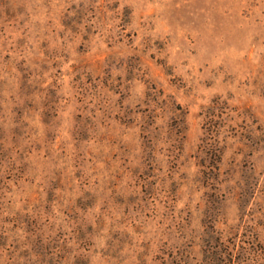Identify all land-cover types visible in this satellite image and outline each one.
Here are the masks:
<instances>
[{
    "label": "rangeland",
    "instance_id": "obj_1",
    "mask_svg": "<svg viewBox=\"0 0 264 264\" xmlns=\"http://www.w3.org/2000/svg\"><path fill=\"white\" fill-rule=\"evenodd\" d=\"M0 264H264V0H0Z\"/></svg>",
    "mask_w": 264,
    "mask_h": 264
}]
</instances>
